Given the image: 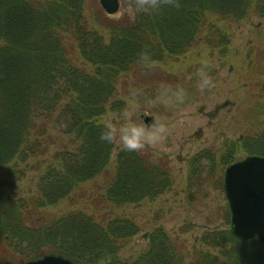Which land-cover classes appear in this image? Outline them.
Segmentation results:
<instances>
[{
  "label": "trees",
  "instance_id": "1",
  "mask_svg": "<svg viewBox=\"0 0 264 264\" xmlns=\"http://www.w3.org/2000/svg\"><path fill=\"white\" fill-rule=\"evenodd\" d=\"M89 1L92 22L104 23L107 37L90 23ZM258 1L264 15V0ZM253 2L180 0L179 8L163 5L159 14L115 18L97 0H0L1 256L14 264L49 253L76 264H264V243L239 240L230 229L205 232L208 249L191 252L184 241L157 229L150 248L125 261L120 254L140 228L114 211L167 193L172 174L162 160L122 149L112 169L115 144L99 140L108 110L126 105L115 98L122 77L149 69L142 52L153 65L178 62L207 30L229 45L219 23L246 19ZM125 3L134 6V0ZM262 123L260 132L227 143L219 163L235 162L240 149L264 156ZM217 164L208 151L191 158V186L205 183ZM32 171L39 173L36 193L21 197L18 186ZM102 178L107 188L100 192ZM86 200L94 211L52 210ZM226 217L230 223L229 210Z\"/></svg>",
  "mask_w": 264,
  "mask_h": 264
},
{
  "label": "rangeland",
  "instance_id": "2",
  "mask_svg": "<svg viewBox=\"0 0 264 264\" xmlns=\"http://www.w3.org/2000/svg\"><path fill=\"white\" fill-rule=\"evenodd\" d=\"M120 2V10L114 14L115 18L129 13L130 7L126 6L125 0ZM97 4L102 8L100 0H97ZM252 5L246 19L219 23L221 28L227 29L229 45L221 42L219 33L214 36L207 30L178 62L156 63V67L151 69L134 70L119 82L116 100L142 105L144 116L137 118V123L165 122L169 126V137L144 152L155 161L165 162L173 180L172 188L167 193L114 211V216L129 218L140 228L130 245L120 254L125 261L133 262L148 250L150 236L157 229H163L173 239L184 241L187 252L195 247L208 249L202 243L205 232L231 229V219L228 223L226 217L230 207L224 189V172L229 165L224 167L219 162L227 151V143L260 132L262 126L259 125H263L264 120V15L259 11L258 0H254ZM90 8L91 1L86 5L90 23L107 37L109 33L103 27L104 23L100 26L92 22ZM212 44H217V47ZM205 58L213 65L211 75L216 87L201 92L196 87L194 73L199 67L197 61ZM172 66H177L178 70L173 72ZM154 68L158 70L151 72ZM188 76L193 78L189 80ZM161 81L185 87L188 91L187 102L172 109L160 104L157 85ZM104 121L119 126V112L108 110ZM120 150L121 145L115 143L110 162L112 169L116 166ZM242 150L237 152V160L256 155ZM203 151L215 156L218 161L216 171L206 177L205 183L191 186L190 160ZM38 174L29 172L19 184L21 197L36 193ZM99 185L102 187L100 192L106 190L104 178ZM75 208L91 212L96 206L86 200L79 206L64 202L52 210L68 213ZM14 263L13 258L0 255V264Z\"/></svg>",
  "mask_w": 264,
  "mask_h": 264
},
{
  "label": "clouds",
  "instance_id": "3",
  "mask_svg": "<svg viewBox=\"0 0 264 264\" xmlns=\"http://www.w3.org/2000/svg\"><path fill=\"white\" fill-rule=\"evenodd\" d=\"M163 5L179 8L180 0H134V6L129 9V15L135 18L143 14H159ZM141 60L151 69L155 67L150 62L147 53H141ZM199 67L195 69L197 78L196 87L199 91L212 90L216 87L211 72L213 65L208 59L197 61ZM177 66H172V71H177ZM193 77L188 76L191 80ZM159 93L158 102L165 108L172 109L184 105L188 100V91L180 85L161 81L157 85ZM144 113L142 105L138 102L126 103L125 107L119 112V126L113 123L105 122L102 125L99 140L109 145L119 143L123 151L137 154L143 152L148 147L155 146L170 135V128L165 122H153L150 124L137 123V118H142Z\"/></svg>",
  "mask_w": 264,
  "mask_h": 264
},
{
  "label": "water",
  "instance_id": "4",
  "mask_svg": "<svg viewBox=\"0 0 264 264\" xmlns=\"http://www.w3.org/2000/svg\"><path fill=\"white\" fill-rule=\"evenodd\" d=\"M112 15L120 0H100ZM224 188L231 210V232L240 240L257 238L264 243V156L248 155L230 164L224 172ZM27 264H75L69 258L50 253Z\"/></svg>",
  "mask_w": 264,
  "mask_h": 264
}]
</instances>
